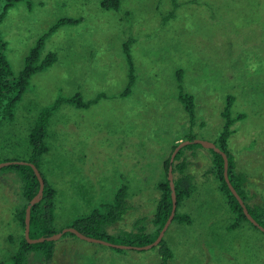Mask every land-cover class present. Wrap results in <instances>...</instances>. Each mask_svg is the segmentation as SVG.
Instances as JSON below:
<instances>
[{
    "label": "rangeland",
    "instance_id": "rangeland-1",
    "mask_svg": "<svg viewBox=\"0 0 264 264\" xmlns=\"http://www.w3.org/2000/svg\"><path fill=\"white\" fill-rule=\"evenodd\" d=\"M119 1L118 10L102 8L100 0H26L8 8L0 32L16 75L57 19L81 20L45 39L41 57L54 52L57 60L30 77L13 119L0 124V163L28 160L35 118L58 96L79 92L86 101L101 95L85 108L61 104L47 126L39 169L56 189L53 226L64 229L126 183L129 209L107 232H151L172 143L188 133L214 142L231 94L232 115L245 116L232 125L227 148L235 172L245 177L248 204L264 205V0H176L177 7L172 0ZM129 38L136 80L130 94L120 96L127 82L122 43ZM177 70L182 89L194 96L192 126L177 99ZM185 153L194 192L178 211L191 221L167 228L173 253L167 264H264V232L247 222L230 227L236 214L218 188L210 149L191 145ZM21 183L16 168H0V264H10L24 235L14 217L23 203ZM52 241L49 264H161L157 246L121 249L70 233ZM45 263L34 253L27 261Z\"/></svg>",
    "mask_w": 264,
    "mask_h": 264
},
{
    "label": "trees",
    "instance_id": "trees-1",
    "mask_svg": "<svg viewBox=\"0 0 264 264\" xmlns=\"http://www.w3.org/2000/svg\"><path fill=\"white\" fill-rule=\"evenodd\" d=\"M21 1L26 0H0V24L8 8ZM172 2L173 6L177 7L176 0H172ZM29 3L30 2L27 1V4ZM100 6L106 9L112 8L118 10L120 7V1L100 0ZM173 14L174 10L170 12L169 16H172ZM80 20L81 18L67 16L57 19L47 29V31L36 40L28 54L24 57L23 67L17 75L12 72L8 59L5 55L7 43L0 32V124L4 120L13 119L15 106L20 100L22 94L26 91V89H28L30 77L37 72L47 69L57 60L56 53L54 52H48L45 56L41 57V50L44 46L45 39L61 25H74ZM132 42L133 39L129 38L122 43V51L127 64V82L124 89L120 92V96L129 95L136 80L133 58L130 52V45ZM180 72L181 70L176 71V79L178 83L177 99L187 112L189 125L192 126L195 123L196 114L194 96L182 89V77ZM100 96L101 95L95 99L85 101L82 99L80 93L76 92L71 96H58L52 103L41 108L35 118L34 125L28 133L30 156L26 161L34 163V165L40 171L39 164L41 158L43 154L48 151V146L45 141L47 137V126L52 114L61 104L68 103L76 106L77 108H85L91 103L95 102ZM233 100V95L228 94L226 96L225 104L221 111V117L223 118L222 128L214 143L227 154L228 175L230 182L243 199L249 213L259 224L264 227V205L250 206L248 204L247 194L242 187L245 177L242 173L235 172L233 156L227 148V140L230 134L233 132L232 125L237 120H240L245 116L243 113H238L235 116L232 115L231 106ZM193 138H195V136L192 133H188L184 139L191 140ZM176 144L177 143H172L171 148L163 161L164 175L157 183V188L160 191V195L157 201L155 212L151 218V223L154 227L151 232L141 229L136 232H127L117 236H113L107 232L106 228L120 221L129 209L127 201L128 185L126 183L121 184L116 189L111 201L100 203L88 214L75 218L68 226H73L88 236L108 240L114 243L139 246L152 242L164 225L171 210V195L169 182L167 179V171L170 153ZM191 145L200 144L190 143L180 148L176 153L172 164L173 181L177 198V206L172 221H176L178 223H190L191 221L187 213H181L178 211L182 201L185 198H189L194 192L193 176L189 172H186L189 160L186 158L187 154L185 151L186 149H189ZM209 149L212 153V172L219 181L218 188L222 193H224L228 206L236 214L233 222L230 223V227L235 228L241 225L243 222H247L254 228L258 229L246 218L239 202L231 193L225 182L223 176V157L220 153L215 152L211 148ZM2 168H16L19 171L20 179L22 181L21 196L23 203L15 210L14 217L24 230L25 209L30 199L37 193L39 182L32 167L27 164L12 163ZM41 175L44 180L43 193L40 199L31 206L30 210L29 236L32 238L48 236L59 231L53 226L56 189L46 180L42 173ZM139 220L140 219L136 221V224H139ZM65 233L73 234L71 232ZM156 246L158 247V252L161 256V264H167L173 253L168 242L164 239V236ZM31 253L41 256L46 262L45 264H49L53 256V241L45 240L37 243H28L24 235H22L16 251L9 257L8 261L10 264H27L28 257Z\"/></svg>",
    "mask_w": 264,
    "mask_h": 264
},
{
    "label": "water",
    "instance_id": "water-1",
    "mask_svg": "<svg viewBox=\"0 0 264 264\" xmlns=\"http://www.w3.org/2000/svg\"><path fill=\"white\" fill-rule=\"evenodd\" d=\"M190 143H199L200 145H202L203 147L206 148H211L213 149L215 152H218L221 154V156L223 157V176L225 179V182L227 184V186L229 187L231 193L235 196V198L237 199V201L239 202L242 211L244 213V215L246 216V218L250 221V223H252L254 226H256L260 231L264 232V227L259 224L256 219L249 213L243 199L241 198V196L238 194L237 190L234 188V186L232 185V183L230 182V178L228 175V157L227 154L222 151L214 142L212 141H208V140H203V139H199V138H193V139H183L181 141H179L176 146L172 149L171 153H170V157H169V166H168V171H167V179L169 182V187H170V195H171V210L170 213L164 223V225L162 226V228L160 229L158 235L156 236V238L145 245H129V244H121V243H114V242H110L108 240H104V239H100V238H96L93 236H88L82 232H80L79 230H77L75 227L73 226H67L64 229L57 231L54 234L48 235V236H40V237H36V238H32L29 236V224H30V210H31V206L37 202L40 197L42 196L43 193V189H44V180L43 177L40 173V171L38 170V168L34 165V163H31L29 161H7V162H2L0 163V168L7 166L9 164L15 163V164H27L30 167H32L35 176L37 177V180L39 182V187H38V191L37 193L30 199V201L28 202L26 209H25V217H24V237L26 239V241L28 243H37V242H42V241H52L55 240L57 238H59L63 233L65 232H71L73 233L75 236L88 240V241H92V242H98L101 244H105L111 247H115V248H121V249H128V248H135V249H148L150 247L156 246L159 244V242L161 241V239L163 238L167 228L169 227L174 214H175V210H176V206H177V198H176V193H175V187H174V181H173V172H172V164H173V160L174 157L176 155V153L178 152V150L180 148H182L183 146L190 144Z\"/></svg>",
    "mask_w": 264,
    "mask_h": 264
},
{
    "label": "crops",
    "instance_id": "crops-1",
    "mask_svg": "<svg viewBox=\"0 0 264 264\" xmlns=\"http://www.w3.org/2000/svg\"><path fill=\"white\" fill-rule=\"evenodd\" d=\"M180 140H182V138H179V139H176V140H174V142L173 143H178ZM193 152L191 151V154H192ZM187 157V156H186ZM236 173H241V172H236ZM243 186H244V184H243ZM242 186V187H243Z\"/></svg>",
    "mask_w": 264,
    "mask_h": 264
}]
</instances>
